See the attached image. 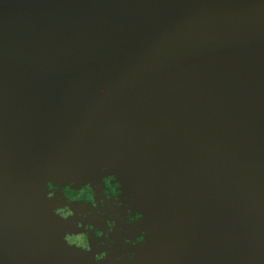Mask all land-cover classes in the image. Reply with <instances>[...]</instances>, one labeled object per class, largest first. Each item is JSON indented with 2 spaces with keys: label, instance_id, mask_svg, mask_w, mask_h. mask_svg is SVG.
I'll return each mask as SVG.
<instances>
[{
  "label": "water",
  "instance_id": "1",
  "mask_svg": "<svg viewBox=\"0 0 264 264\" xmlns=\"http://www.w3.org/2000/svg\"><path fill=\"white\" fill-rule=\"evenodd\" d=\"M108 176L129 264H264V0H0V264H55L47 186Z\"/></svg>",
  "mask_w": 264,
  "mask_h": 264
},
{
  "label": "flooded vegetation",
  "instance_id": "2",
  "mask_svg": "<svg viewBox=\"0 0 264 264\" xmlns=\"http://www.w3.org/2000/svg\"><path fill=\"white\" fill-rule=\"evenodd\" d=\"M48 197L62 229L51 243L63 250L55 264H129L142 256L150 235L147 203L128 198L111 176L102 184L48 185Z\"/></svg>",
  "mask_w": 264,
  "mask_h": 264
}]
</instances>
